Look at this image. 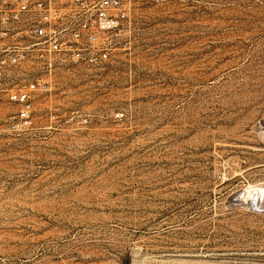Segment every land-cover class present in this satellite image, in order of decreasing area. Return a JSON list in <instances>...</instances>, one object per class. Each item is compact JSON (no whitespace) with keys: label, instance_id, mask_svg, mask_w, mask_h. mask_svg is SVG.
<instances>
[{"label":"rangeland","instance_id":"374dc122","mask_svg":"<svg viewBox=\"0 0 264 264\" xmlns=\"http://www.w3.org/2000/svg\"><path fill=\"white\" fill-rule=\"evenodd\" d=\"M130 7L29 124L0 101V264H264V0Z\"/></svg>","mask_w":264,"mask_h":264},{"label":"built area","instance_id":"2783aa9c","mask_svg":"<svg viewBox=\"0 0 264 264\" xmlns=\"http://www.w3.org/2000/svg\"><path fill=\"white\" fill-rule=\"evenodd\" d=\"M131 0H0V101L30 123L31 98L59 69L97 68L126 42Z\"/></svg>","mask_w":264,"mask_h":264},{"label":"bare ground","instance_id":"6f19581e","mask_svg":"<svg viewBox=\"0 0 264 264\" xmlns=\"http://www.w3.org/2000/svg\"><path fill=\"white\" fill-rule=\"evenodd\" d=\"M245 192V191H244ZM263 190L256 187H250L242 198L252 201L253 203H259L262 199Z\"/></svg>","mask_w":264,"mask_h":264}]
</instances>
